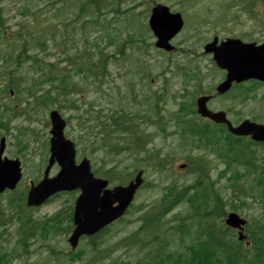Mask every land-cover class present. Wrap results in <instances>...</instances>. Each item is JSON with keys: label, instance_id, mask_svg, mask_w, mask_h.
<instances>
[{"label": "rangeland", "instance_id": "1", "mask_svg": "<svg viewBox=\"0 0 264 264\" xmlns=\"http://www.w3.org/2000/svg\"><path fill=\"white\" fill-rule=\"evenodd\" d=\"M84 1L85 0H3L4 16L6 18L5 24L9 26L10 29L8 32L4 33L9 39L1 40L0 35V48L3 51H9L11 47L15 46V44L19 45L18 41L21 42L22 37H18L17 35L11 36L10 33L11 31L20 30L24 35L27 33L26 38H28L27 41H29L33 52H39L40 57L46 62H54L58 67H66L69 64V55L78 56L80 59L82 58V61H85L87 58L82 56V54H86L84 53L85 51H91V53L94 52L96 57L101 54H116L121 50L119 48H121L123 43L124 57L114 62H112V60L115 59H111L109 64L111 76L115 79L117 89L113 86H109L111 76L108 79L106 78L105 81L104 79H101L102 84L100 85L95 84L97 82L93 81V76L87 71H85L84 74L74 76V81L83 85L85 88V91H83L84 94L82 95L85 100V107L89 108L94 106L97 107L95 110L102 109L103 112H107L108 109L111 111L115 109L120 110L121 107H123L134 115H136L137 112H140L141 114L149 113L152 116L151 118L155 119L156 114L154 113V110L151 112L147 110L149 107L155 105L154 102L157 99V94L160 95V100L158 102L161 100L163 102L166 101V103H158L161 116H164V118L170 116L172 110L176 111V109H178L177 105L173 104L172 101L177 98V93L183 90L182 86L185 78L181 75H177L176 81L173 82V85L174 83L175 85L172 87L170 86V74L164 75L169 78L167 91L163 93L160 90H157L163 84L161 71L166 67L169 59L165 58L163 54L154 49L155 39L151 36L147 39L149 30L146 22H143V20H145V17H148V9L155 3H163L168 5L174 11L183 12L191 20L190 21L185 17V32L187 33H182L183 35L181 34V39H178L177 42L174 40V45L181 49H188L187 44H190L189 56L194 58V60L185 62L183 65L190 66L191 68H199L198 70L201 75H203L202 85L204 89H207L209 85H212L219 79L218 75H213V72L209 67L210 58L199 55V53H201V44L205 38L207 39L213 35L225 38L232 34L238 35L240 33H246L248 37L245 38L256 40L264 34V4L259 6L258 12L260 15L257 16V12H254L252 15L240 11L239 7H227L235 0H123L121 3L118 2V0H105L110 3V9L118 10L117 6H120L122 9H130L132 11L127 15H121L115 12H108L110 10H107L105 16L102 17H99L95 13L94 18L97 19L99 17L98 23H86L84 21L89 20V17L93 14L92 10L85 9V16L81 18V5ZM237 1L240 2L242 0ZM234 3L236 4V2ZM223 11L227 12L229 19L225 25L221 23ZM255 20L258 23H256ZM142 22L144 31L141 39H147L145 44L135 42L138 37V32L135 27L141 26ZM23 24H25L28 29L23 28ZM129 35L133 36L134 41L132 43H124L125 40H128ZM192 35V40L189 43H185V38ZM112 38L115 41H112ZM37 41L40 43L37 44ZM97 46H100V48L103 49L101 53H98ZM13 49V53L7 54L15 55L20 52L19 46ZM2 55L5 56L6 52L1 53L0 57ZM117 56H119V54H117ZM122 56L123 55L121 54L120 57ZM173 58L177 59L175 56H173ZM182 58H184V56L179 54V59ZM95 60H97V58ZM1 62L2 61H0V65ZM169 64L171 63L169 62ZM13 67L15 66L13 65ZM141 69H146L147 74L151 73V78H155V82L152 81L150 84L149 79H140L138 71ZM15 71L17 76L23 77V84L30 82L32 72L28 63L25 64L21 70ZM73 71L74 68L72 67L71 72ZM7 82L8 77L6 76L4 80V77L0 75V89H2ZM188 89L189 91H192L193 87L190 86ZM177 100L179 99L177 98ZM2 103L8 105L18 103L16 95L9 96L7 93H0V104ZM216 104L219 106L234 105V111L239 112L238 114L236 113L238 118H247L251 120L254 115L257 114L256 109L259 110L261 108L259 103L247 102L242 106L234 104L232 100L216 101ZM162 109L166 116L162 113ZM79 114L80 113L67 112L66 116ZM31 115V121H26L24 118H18L16 126H30L33 129L36 128L40 132L39 136L46 137L48 135V125H45L47 110L43 109L39 112L33 110ZM81 115L84 114L82 113ZM83 117H89V115H84ZM36 118L39 120H36ZM164 120L166 121V119ZM258 122L263 123L261 120H258ZM140 127L142 134L144 133L155 136L156 129L153 126L142 123ZM173 130L174 128L168 127L167 132ZM15 134L18 135L19 140L25 139V141L30 143L28 150L25 152V156H31L32 161L38 162L40 156L43 155V152H40L37 149L38 134L35 135L33 132H25V135H23L16 129ZM153 142L154 143L150 145L151 149L163 150V153L174 149L177 150V156H183L186 151H188L183 150V146H181L182 142L180 144L177 135H170L168 137L157 136ZM239 145L246 149H254V146L249 144L245 139L242 140ZM80 146L82 150L86 149L83 153H90V149H87L86 145ZM13 149V147H9L8 154L10 156L14 155L12 151ZM33 149H35L34 154L32 152ZM94 154V160L96 161L98 159V165H101L100 163H103L102 159H104L103 157L105 156V153H103L102 150H99ZM111 157L112 156H110V158H105L104 162L110 160L114 165L121 163L119 168H122L126 164L132 165V162L134 161L132 158L126 159L124 155L114 159ZM89 158L93 160L91 154L89 155ZM34 164L35 163L32 162L25 164L26 175L30 177L36 175V167ZM141 164L143 167L146 166V163ZM133 167L130 170H132ZM223 168L224 165H219L217 169H214L212 171L213 177H217ZM151 175L152 172H150L148 176L154 179L158 178ZM231 175L232 172H228L226 176L229 177ZM32 179L33 177H31V180ZM28 180L29 179L26 181ZM189 182L190 181H188V183ZM228 182L229 181L224 178L218 183L217 188H219L222 195L228 196L232 193L230 189L225 188V185ZM160 194L159 189H153L151 192L144 191L135 204L137 205L141 203L142 200L145 202L150 199L151 201L159 200ZM8 197L9 196L7 195L0 196V204H2V208H4L6 213L10 215L11 212L8 207ZM74 198L75 196L63 197L39 210H33L32 215L37 219L46 220V216L53 215L62 207H67V205L72 204ZM250 204H252L253 208L249 209L248 207L242 211L248 214L246 218L251 220L252 215H256L260 211H258V203L250 202ZM137 217L138 214H132L129 216L130 222L111 228L110 235L113 237V240H118V238L137 230L140 224L136 222ZM17 228L18 221L14 220L12 225L8 227V232L2 237L0 248L3 246L5 251L9 252L17 246ZM67 238L68 237L63 234L57 233L54 235L51 234L49 239H42L38 234L34 243L30 247L29 254H25L24 251L21 250V247H17V251L21 253V256L14 257L12 259V264H67L65 254L57 255L53 253V251L68 252L69 245L67 243Z\"/></svg>", "mask_w": 264, "mask_h": 264}, {"label": "water", "instance_id": "2", "mask_svg": "<svg viewBox=\"0 0 264 264\" xmlns=\"http://www.w3.org/2000/svg\"><path fill=\"white\" fill-rule=\"evenodd\" d=\"M150 26L158 37L157 47L171 50L173 47L169 42L181 30L183 21L179 13L172 14L168 8L158 6L153 9ZM214 45L215 43L209 45L207 49L214 48ZM260 50L264 51V46L243 45L240 42L238 45L227 43L216 50V58L222 62L225 58L242 56V71H237V76L239 77L245 71L249 73L248 77L250 78L255 77L264 80V54ZM243 63L245 66H243ZM206 100L207 98H203L200 101V112L204 116H210V112L205 108ZM52 120L55 124L52 133L58 137L57 140H54V145L58 149L53 155L51 163H53L54 156H56L64 169L57 178L53 180L46 178L38 187L33 188L28 197V204L40 205L59 191L81 189L83 194L77 200L75 212L77 228L71 240L75 245L80 235H93L118 218L126 205L132 200L136 186L131 184L127 189L117 188L114 192L105 191L104 196H101V192L107 186V181L95 179L90 172L88 163H83L78 167L75 166L73 151H71L72 145L63 138L64 123L57 113H53ZM242 129L245 131L244 134L256 133L259 135H256V138L264 140V129L261 126L246 122L242 125ZM2 152L3 144L0 149V157ZM1 162L0 159V192H3L7 187L11 189L16 187L21 179V171L18 162L12 163L11 167L10 163ZM47 174L48 172H46ZM115 203L119 205L114 207ZM228 223L235 226L238 223H244V221H240L236 215H230Z\"/></svg>", "mask_w": 264, "mask_h": 264}, {"label": "trees", "instance_id": "3", "mask_svg": "<svg viewBox=\"0 0 264 264\" xmlns=\"http://www.w3.org/2000/svg\"><path fill=\"white\" fill-rule=\"evenodd\" d=\"M122 1L123 0H119L120 3ZM261 1L264 2V0H261ZM101 3H103V4L101 5ZM253 3L255 5L256 0H252V2L249 5H247V7L250 8L251 4L253 5ZM90 7L94 8L96 13L102 14V13H104L105 9H108L109 2L105 3V0H86V2H84L81 5L82 12H85V9H87V10L90 9ZM0 11H1V9H0ZM120 12L123 13L124 11H120ZM0 15H1V13H0ZM20 36L22 37V34ZM24 41H25L24 42L25 46H27L28 45L27 40L25 39ZM108 57L109 56H106V55L103 56V54H101L99 56V62L96 64L97 71L100 70L102 73H105V68L107 65V61H108L107 58ZM36 62H38V61L36 60ZM18 65H21V63L19 61H18ZM44 67H45L44 62L39 63V69L40 70L45 71ZM79 71H82V67H80ZM9 74L12 75L13 73L10 71ZM48 74L49 75H47L46 78H44L43 76H40L39 77L40 80L44 81V82H48L47 78L50 77L48 79L53 81L52 82L53 84L57 83V85L55 86V89L58 92L61 90V93H62L64 91V88L67 86V84L72 83L71 77L67 73L57 71L56 69H51V70H49ZM18 85L19 84H17L14 80H11L10 87H13L15 89H19ZM36 90L38 91V89L34 88L32 90V87H30L28 92H29V94H33L36 92ZM122 126H123V131H125L126 130L125 122L122 121L121 119H118L117 128L122 129ZM123 145H124V147L128 148V143H123V144L117 143V146H115L114 148L115 149H121ZM140 147L143 149L144 145L140 146ZM135 148L137 150H139V148L137 146H135ZM243 153H244V151H241L240 153L235 152L234 153L235 157L232 158L231 160L235 161V162H242L245 165L246 164L248 165V173L240 175V177L245 178L248 174L252 175V173H253L257 178L255 179L254 185L253 184L250 185V188L253 189V188L257 187L256 185H258V187L260 188L259 189V195L264 199V173L262 171L257 172L259 166H256L255 162H251L250 158L245 157L243 155ZM229 163H231V162H229ZM237 177H239V176H237ZM206 185L209 187L212 194H214V198L216 201L223 200L218 193L214 192L215 182L211 179V176L207 170H206ZM208 201H210V199H209L208 195H206V202H208ZM14 202L18 206H20L17 199H14ZM221 208H222V206H221ZM213 214H215V215L219 214L221 216H224L225 212L223 210L217 208L210 215H213ZM206 215H209V213L206 212ZM256 237H258L257 238L258 241L261 242V240H262L261 236L258 235ZM209 238L212 239L213 236H211ZM209 243H210L209 239H207V240H204L202 242H199L197 244V246L195 244H193L192 245V251L193 252L191 253L193 255V258L191 260H189L188 262L186 261L185 263L186 264H248L249 258H247L246 256H240V254L234 256V254L229 253V254L224 255L222 258H220L221 256L218 255L219 252L215 249L213 242H211L210 246H209ZM261 244H263V243H261ZM5 257H6V255L4 254L0 257V259H3V258L5 259Z\"/></svg>", "mask_w": 264, "mask_h": 264}]
</instances>
